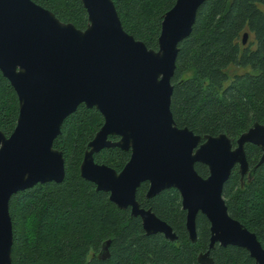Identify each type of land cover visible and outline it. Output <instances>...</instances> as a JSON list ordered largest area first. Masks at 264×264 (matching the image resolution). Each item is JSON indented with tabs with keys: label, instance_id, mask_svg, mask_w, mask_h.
I'll return each instance as SVG.
<instances>
[{
	"label": "water",
	"instance_id": "obj_1",
	"mask_svg": "<svg viewBox=\"0 0 264 264\" xmlns=\"http://www.w3.org/2000/svg\"><path fill=\"white\" fill-rule=\"evenodd\" d=\"M204 1L175 0L162 16L155 50L124 30L112 0H81L87 13L84 29L33 0H0V72L19 108L11 134L0 130V264H12L9 200L38 183L63 180L64 156L53 141L80 104L103 117L84 151L80 176L107 192L118 208L139 217L147 235L177 238L168 223L140 205L136 191L142 182H148V199L167 188L179 192L191 242L197 238L196 216L207 218L209 245L198 253L199 264H212L215 244L244 248L256 264H264L256 234L228 213L222 196L235 165L241 177H251L264 161V125L255 122L233 146L224 133L199 135L178 127L170 110L178 44L190 34ZM246 38L244 33L243 43ZM246 143L262 151L251 169ZM109 147L130 150L120 171L94 160L95 153ZM196 163L208 167V176L198 174ZM108 245L106 240L102 258Z\"/></svg>",
	"mask_w": 264,
	"mask_h": 264
},
{
	"label": "trees",
	"instance_id": "obj_2",
	"mask_svg": "<svg viewBox=\"0 0 264 264\" xmlns=\"http://www.w3.org/2000/svg\"><path fill=\"white\" fill-rule=\"evenodd\" d=\"M33 1L63 22L86 27L81 0ZM112 1L124 30L156 50L162 16L175 0ZM175 64L170 110L176 125L199 135L224 133L235 146L238 136L255 122L264 125V0H205L190 34L178 44ZM18 110L17 95L0 72V130L6 136L15 127ZM102 122L96 108L80 104L64 119L53 141L64 156L63 180L38 183L11 196L12 264H199L198 253L209 245V222L198 213L197 238L191 242L175 188L149 199L148 182L136 191L140 205L171 226L177 238L170 241L161 233L147 235L139 217L118 208L107 192L80 176L84 151ZM245 153L251 169L262 151L246 143ZM93 157L120 171L130 150L103 148ZM195 169L202 177L209 174L205 164L196 163ZM222 196L228 213L264 247V161L250 178L241 177L235 165ZM106 240L108 255L102 258ZM210 256L212 264H256L248 251L234 245L215 244Z\"/></svg>",
	"mask_w": 264,
	"mask_h": 264
},
{
	"label": "flooded vegetation",
	"instance_id": "obj_3",
	"mask_svg": "<svg viewBox=\"0 0 264 264\" xmlns=\"http://www.w3.org/2000/svg\"><path fill=\"white\" fill-rule=\"evenodd\" d=\"M249 169H250V168H249ZM245 175H246L248 178H250L249 175H248V173H246ZM245 175H244V176H245ZM242 177H243V176H242Z\"/></svg>",
	"mask_w": 264,
	"mask_h": 264
}]
</instances>
